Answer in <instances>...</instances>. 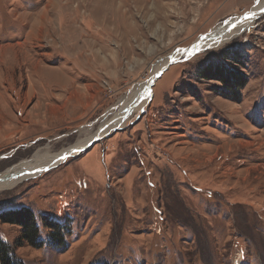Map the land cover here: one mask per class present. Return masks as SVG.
Listing matches in <instances>:
<instances>
[{"label":"rangeland","instance_id":"1","mask_svg":"<svg viewBox=\"0 0 264 264\" xmlns=\"http://www.w3.org/2000/svg\"><path fill=\"white\" fill-rule=\"evenodd\" d=\"M255 5L0 0V174L110 124L160 59ZM184 58L126 125L0 192V214L31 210L45 242L0 219L13 264H264V13ZM217 65L246 78L239 99L201 77ZM44 217L67 227L63 246Z\"/></svg>","mask_w":264,"mask_h":264},{"label":"bare ground","instance_id":"2","mask_svg":"<svg viewBox=\"0 0 264 264\" xmlns=\"http://www.w3.org/2000/svg\"><path fill=\"white\" fill-rule=\"evenodd\" d=\"M256 5L244 16H236L218 25L212 32L202 35L200 39L187 48H181L175 53L160 59L154 66L149 80L137 84L133 91L123 102L124 107L119 111V116H114L113 122L104 123L95 133L87 135L78 140L72 146L64 148L56 153L47 152L45 154L37 153L33 158L25 160L21 164L8 169L0 174V192L13 188L23 180L30 179L42 173L45 169H52L63 163L67 158L80 153L92 142L100 140L114 133L116 129L126 125L133 115L143 111L149 104L152 97V80L159 75L162 70L172 61L193 55L206 48L216 47L228 43L232 39L241 35L244 30L255 24L258 16L264 13V0H255ZM187 56V57H186ZM118 113V112H117ZM94 145V144H93Z\"/></svg>","mask_w":264,"mask_h":264},{"label":"trees","instance_id":"3","mask_svg":"<svg viewBox=\"0 0 264 264\" xmlns=\"http://www.w3.org/2000/svg\"><path fill=\"white\" fill-rule=\"evenodd\" d=\"M201 77L214 78L220 80L223 84L221 94L231 99H239L240 92L245 88L247 81L237 71L228 66L217 65L215 67H207L202 70ZM0 219L4 222L18 224L22 229L24 240L31 246L44 245L45 242L40 240V227L37 224L36 217L31 210L27 208L16 211H7L0 214ZM43 224L51 229L53 246H63L65 242V233L67 227L61 223L52 221L44 217ZM0 259L5 264H13L14 259L11 255L9 243H6L0 236Z\"/></svg>","mask_w":264,"mask_h":264},{"label":"water","instance_id":"4","mask_svg":"<svg viewBox=\"0 0 264 264\" xmlns=\"http://www.w3.org/2000/svg\"><path fill=\"white\" fill-rule=\"evenodd\" d=\"M207 34H208V33H207ZM205 35H206V34H205ZM205 35H204V36H205ZM198 40H199V39H198ZM198 40H197V41H198ZM197 41H196V42H197ZM178 61H180V60H176V61H172V62H170V63H169V64H168V65L162 70V72H163V71H164V70H165V69H166L171 63H175V62H178ZM162 72H161L159 75H157V76L152 80V85L154 84L155 80H156V79L162 74ZM115 132H116V130L114 131V133H115ZM112 134H113V133H112ZM110 135H111V134H110ZM97 141H99V140H96V141L92 142L89 146H87V147H86L85 149H83L82 151H84V150H86L87 148L91 147V146H92L94 143H96ZM82 151H81V152H82ZM81 152H80V153H81ZM80 153H79V154H80ZM43 171H47V169H45V170H43ZM42 173H43V172H42Z\"/></svg>","mask_w":264,"mask_h":264}]
</instances>
